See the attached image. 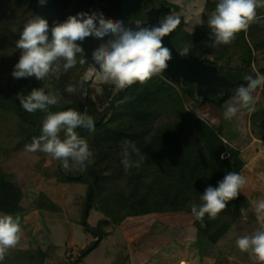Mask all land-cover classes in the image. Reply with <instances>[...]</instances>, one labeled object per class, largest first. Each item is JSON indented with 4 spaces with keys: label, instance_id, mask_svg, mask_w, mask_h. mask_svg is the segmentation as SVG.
Listing matches in <instances>:
<instances>
[{
    "label": "trees",
    "instance_id": "trees-1",
    "mask_svg": "<svg viewBox=\"0 0 264 264\" xmlns=\"http://www.w3.org/2000/svg\"><path fill=\"white\" fill-rule=\"evenodd\" d=\"M206 3L216 7L213 0ZM263 21L264 16L257 17L248 29L261 25ZM209 31L208 25H200L193 32L177 34L173 41L179 49L189 47L191 52H202L204 50H200L198 45L202 40H210ZM246 32H240L241 39L235 38L233 41L241 42L243 49H246L242 63L250 64L254 59H261L254 54ZM223 47L219 46L217 55L212 59L206 58L225 70L230 67V61L222 55L226 53ZM223 57L225 62L220 63L218 60ZM12 70L5 80L6 86L0 83V212L15 215L25 209L22 193L15 192L2 163L25 150V145L40 135L45 116L41 111L26 112L20 105L17 93L27 94L39 87L48 92L49 86L35 77L14 79ZM246 84L247 81L242 78L238 87ZM68 86L60 84V102L50 106L49 111L73 109L91 117L95 124L94 132L85 128L76 129L78 135L86 140L93 154V162L84 171L78 167L65 171L60 166L58 174L62 181L87 184L80 219L84 229L91 230L87 217L93 207L109 217L100 220L101 226L111 221L118 223L129 215L149 213L181 212L194 217L191 207L202 204L200 196L207 186L216 187L229 171L241 175L244 160L240 150L223 138L221 123L211 122L199 114L198 106L211 100L197 101L194 87H182L179 81H172L163 73L153 76L144 84L137 82L122 90H113L111 85L105 84L102 95L107 104L103 110H99L91 96L81 98L77 92L69 93L65 90ZM233 95L228 91L226 96L211 102L221 104ZM109 110L110 117L100 121ZM259 115V110L255 111L252 119L254 117L256 120ZM125 140L135 143L140 149L139 155H132L134 161L139 160L141 155L144 157L139 168L132 167L125 171L121 163ZM224 153L227 155L224 156ZM43 195H39L35 205L47 210L41 201ZM249 205V198L240 191L237 198L229 201L215 219L205 215L202 225L194 217V225L201 234L216 243L241 216L240 209H247ZM56 209L59 208L48 210ZM105 232H97V238L82 248L68 264H79L99 244ZM46 257L44 247L29 243L25 248L10 249L0 264H44Z\"/></svg>",
    "mask_w": 264,
    "mask_h": 264
},
{
    "label": "clouds",
    "instance_id": "clouds-1",
    "mask_svg": "<svg viewBox=\"0 0 264 264\" xmlns=\"http://www.w3.org/2000/svg\"><path fill=\"white\" fill-rule=\"evenodd\" d=\"M37 2L39 6H44L47 0ZM204 4L205 0H200L193 26L204 23ZM262 7L264 0H218L214 11L207 17V25L211 29L209 46L230 44L238 33L247 31L256 20L257 9ZM180 22V16L172 14L160 21L158 26L142 27L141 22L137 21L133 28L125 26L119 19L105 18L99 11H79L50 27L45 17L35 15L24 24L16 41L20 55L11 75L14 79L35 77L42 81L50 74L61 71V65L58 63L60 60L64 61L62 68L67 72L76 66L77 54L84 52L82 42L92 37L102 41L91 56L95 64L99 65L103 81L111 82L118 90L137 82L144 84L168 68L172 54L170 49L163 45L162 38L171 33ZM105 37L109 39L104 40ZM189 53L190 48L185 47L179 55L186 57ZM84 62V59L79 61L80 64ZM244 80L247 81L246 86L237 88L233 102L229 103L223 112L226 120L232 119L241 109H246L249 113L255 111L257 98L253 96V92L264 86V75L257 73L255 78L246 75ZM65 90L73 93L76 88L69 85ZM17 98L26 112L45 113L40 135L33 137L31 143L25 145V150L47 154L52 160L60 162L65 171L71 167H78L80 171L86 170L93 162V154L86 140L78 135L76 129L85 128L94 132L93 119L73 109L49 111V107L57 105L61 97L59 92H46L41 87L33 88L27 94L17 93ZM139 153L140 149L135 143L127 140L123 142L121 163L125 171L140 167L144 157L141 155L139 160L132 159L133 154ZM246 183V179L239 173L227 172L217 182L216 187L209 185L204 189L200 196L202 204H193L192 214L202 225L205 215L209 219H215L227 207L229 201L237 198ZM252 203L260 227L251 234L238 237L235 244L241 252L248 253L257 264H264V200ZM240 212L242 221L246 222L247 210L241 208ZM21 232L19 217L7 213L0 214V262L5 259L9 250L19 243Z\"/></svg>",
    "mask_w": 264,
    "mask_h": 264
},
{
    "label": "rangeland",
    "instance_id": "rangeland-1",
    "mask_svg": "<svg viewBox=\"0 0 264 264\" xmlns=\"http://www.w3.org/2000/svg\"><path fill=\"white\" fill-rule=\"evenodd\" d=\"M28 1L24 3L19 1H12V0H0V69H1V78L0 83L6 86V78L9 77L10 71L13 69L15 63L17 62L20 50L16 48V41L19 39L20 32L23 29L24 24L31 18L35 16L33 10L28 6ZM205 0L204 4V13L202 14V20L204 21L201 25H207V17L214 11L215 7L212 5H208ZM218 2V0H213ZM150 2V3H149ZM97 4V0L94 2V6ZM165 6L166 10L160 13V21L165 19L167 16L172 14H178L180 16L181 22L176 27L177 30L175 32L177 34H182L183 32H193L196 30L200 25H194L195 22V13L200 6V0H146L144 3V7L142 11L137 13L131 14L128 16L129 20L131 21H142L146 20L145 11L150 10L153 6ZM92 11H99L96 5V10L92 8ZM91 11V12H92ZM143 14V15H142ZM264 16V7L257 9V17ZM210 32V31H209ZM208 32V33H209ZM211 33V32H210ZM241 33L236 35V39L240 40ZM247 41L251 43L252 48L254 49V54L260 57L261 60L254 59V61L250 62V64L242 63L244 62L243 59L245 56L246 49H243V46L240 44L239 41H232L230 44L227 45H219L224 46L223 50H226V53L223 52V56H227L229 58V65L230 67H226L225 70L221 69L218 64L214 63L219 68V74L223 76L226 80L235 79H244L246 75L256 76L257 73L264 75V21L261 25L253 26L251 29H248L246 34ZM211 40H202L198 47L203 49L204 51L194 53L201 57H212L217 55V51L219 46L217 47H210L209 44ZM257 44V46H256ZM259 44V45H258ZM179 45V44H178ZM177 47V46H176ZM181 47V45H179ZM184 47H181L183 49ZM178 50L181 51L177 47ZM84 53V52H83ZM83 53L77 54V64L75 67L70 69L67 72L63 71L62 65L64 63L63 60L58 61L61 65V71L59 73L50 74L44 80L49 86V91L58 92L60 89V84L64 83V85H72L71 83H75L73 86L76 88V91L79 96L87 97L91 96L92 99L95 101L96 106L99 110H103L106 106V101L102 95V87L105 84H109L113 87V90H117L115 86L111 82H105L101 79L100 71L98 70L97 66L85 58ZM202 53V54H201ZM81 59L85 60V63L80 64L79 61ZM212 61V60H207ZM220 63H224V57L221 60H218ZM232 64V67H231ZM244 76V77H243ZM170 80L179 81L182 87L192 86L194 87V96L196 90L199 88L195 84L189 85L187 83H183V79H172L167 77ZM255 78V77H254ZM227 92L231 90L227 89ZM226 92V93H227ZM234 94L236 91L233 92ZM200 94V93H199ZM202 94V92H201ZM253 96L257 98L255 103V110L261 113L257 117V119L264 120V86L258 87L254 92ZM196 98V97H195ZM197 99V98H196ZM199 102H203L200 99H197ZM207 104H211L213 102L208 101ZM194 104V103H193ZM217 106V105H216ZM202 107H208L206 104H201L198 106V112L204 118H210L208 112H202ZM111 115V111H107L103 114V119L107 120ZM246 119L241 120L240 124H238L237 129L241 130L240 135L242 138L248 139V131L244 127ZM261 121V120H260ZM260 124L256 122V120L252 119L250 130L253 133H257L260 129ZM234 128V127H233ZM258 142H254L253 146L250 148V152L253 153L255 148L259 147ZM26 151V150H22ZM22 151L15 154L13 157L5 160L2 165L3 169L6 172L8 179L13 182H23L24 192L22 193V198L24 197L25 204L27 203L28 199H30L33 195L32 193L26 194L25 189L29 187H33L35 192L38 191V195L33 202H38L39 195L44 193L41 198L42 204L49 208H59L55 211L61 210L66 214L73 213L75 207L79 205L80 213L78 216V220H74L73 224L77 227L75 228V233L79 234L78 241H82L83 236L82 234H88L89 236V243H91L94 239L97 238V232H105L102 238L99 241V246L95 249L92 253L88 255V259L85 262L83 260L79 264H100L101 256L107 255H118V259L120 256L129 255L128 247L126 246L127 242L131 244L133 250L131 254V259L128 262L126 258L124 262L127 264H132L135 261V264H138V253H135L138 248H143V250L147 251L146 257H152V259L148 260L145 264H178L177 262H172L171 257L168 254L167 246H171L176 248V245L179 243L178 239L183 241L188 240L191 242V248L197 249L204 247L202 245V240H206L207 242L210 241L206 236L200 238L198 236L187 238L185 235L181 234L182 237L176 238L175 235L170 233H158L153 232L152 228L150 227L152 224V220L150 217L154 216L153 214L158 213H149V214H140V215H129L124 217L120 222L114 223L110 222V224L100 225V220L104 218H109L104 212L101 210L93 207L90 210V213L87 217L88 226L91 228L86 230L84 226L81 224L80 219L82 216V209H83V202L86 196L87 191V184L82 182L76 181H62L58 177L60 172L61 164L58 161L52 160L50 156L43 152H29L34 154L33 159L27 156V154H22ZM28 152V151H27ZM227 154L224 153V156ZM17 156V157H16ZM19 157V158H18ZM246 167L245 168H255L256 172L260 173L259 175L262 177L260 183V191L264 190L262 185L264 184V159L262 157L259 158L256 162V158L249 156L246 154ZM245 166V161H244ZM77 168V167H76ZM250 176H254L251 175ZM254 180V179H252ZM14 189L16 193V187L14 185ZM82 197V200L79 202V199ZM33 204V205H34ZM24 212V211H23ZM22 213V212H20ZM26 213V212H24ZM181 212H178V214ZM0 214H5L4 212H0ZM18 214V213H17ZM176 213H166L160 214L161 216H167ZM14 216V215H13ZM76 223V224H75ZM78 224V225H77ZM80 225H82L83 229H80ZM100 225V226H99ZM69 226V225H68ZM99 226V227H98ZM110 231V232H108ZM60 233V229L56 230V234ZM70 230L68 228V236L70 237ZM75 234L76 237L78 234ZM199 233V232H198ZM25 232H21V239L16 247H27L25 244L24 238ZM200 234V233H199ZM200 236H203L200 234ZM60 239L62 238L60 235L58 236ZM84 237V236H83ZM71 239V238H69ZM211 242V241H210ZM88 243V244H89ZM120 243L123 245L120 246ZM25 244V245H24ZM34 244H36L34 242ZM119 244V245H118ZM119 247V249L117 248ZM160 247L164 248V251L159 252ZM159 248V249H158ZM140 250V249H139ZM142 250V249H141ZM182 249H179L180 251ZM176 253V249H173ZM139 254L143 255V252ZM155 258V259H154ZM122 260V259H120ZM117 263V261L115 260Z\"/></svg>",
    "mask_w": 264,
    "mask_h": 264
},
{
    "label": "crops",
    "instance_id": "crops-1",
    "mask_svg": "<svg viewBox=\"0 0 264 264\" xmlns=\"http://www.w3.org/2000/svg\"><path fill=\"white\" fill-rule=\"evenodd\" d=\"M234 96L235 95L230 96L221 104L204 103L208 105V107H202L201 110L202 112L209 111L208 114L210 118H206L209 121L221 123L223 138L227 140L229 144L240 150L241 156L245 161V166L242 168L241 175L246 179L247 183L240 189V191L246 194L250 200V205L246 209L248 219L246 222L242 221L240 216L216 243L202 240V245L204 247L201 249H193L191 248L192 246L189 239L185 240L184 243L178 239L182 237L181 234L185 235L187 238L196 236L200 238L205 237L197 230L196 226L194 225V217L192 215L186 213H176L167 216L153 214L154 216L150 217L152 220L150 227L152 228L153 232L155 231L166 234L170 233L175 235L179 241V243L176 245V248L167 246L169 249L167 252L171 257L172 262H177L178 264H257L256 261L250 258L248 253H243L237 248L235 241L238 237L251 234L260 227L255 213L253 212L252 202L264 200V190L262 192L260 191L262 177L259 175L260 173L256 172L255 168L245 167L247 163L246 154L255 157L256 162L260 157L264 159V120L256 119V122L259 123L261 127L257 133H253L250 130V125L252 122V113H254L256 110L249 113L246 109H241L232 119H224L223 112L226 106L233 102ZM243 119H246L244 127L248 131V139L242 138L240 135H236L240 134L241 130H238L237 126ZM254 142H258L260 145L258 148H255L253 153H251L250 148L253 146ZM23 153L27 154V156L31 159L34 157V154H31L27 151H22V154ZM250 174L254 176H250ZM11 183H13L15 187H19V190L21 191L19 193L24 192L23 182L20 183L13 180ZM262 187H264V184ZM25 191L26 194L33 192L32 197L28 199L26 204L24 197L22 198V204L25 208L24 212L26 213L22 211V213L14 215V217H19L22 232H25V244L29 242H35L47 250V257L44 264H68L69 261L74 259L80 250L89 243V236L87 233L82 234L84 236H81L83 238L82 241H78L79 234L76 232L78 235L77 237L75 235V228L77 229V227L72 225L74 220H78L77 218L80 213L79 205L75 207L73 213L70 215L62 212L61 210L55 211L42 209L32 203L33 199H35L38 195V191L35 192L33 187L26 188ZM81 200L82 197L79 199V202ZM80 227V229H83L82 225H80ZM68 228L71 232L70 237L68 236ZM59 229L60 233L56 234V230ZM198 232L203 236H200ZM59 235L62 237L61 239L58 237ZM126 244L129 255H122L119 259L117 254L112 256L102 255L100 264H127L124 262V259L126 258L128 262L130 261L133 248L130 243L127 242ZM121 245H123V243H120V246ZM98 246H96L92 251L83 257V262L88 259V255L97 249ZM117 248L119 249V247ZM164 248L166 247H160V249L158 248L159 252L164 251ZM173 249H176V253L173 251ZM179 249L182 250L178 251ZM140 252H143V255L139 254ZM135 253H138V264H145L148 260L152 259L150 256L146 257L147 251L143 250L142 247L138 248ZM132 264H135V261H133Z\"/></svg>",
    "mask_w": 264,
    "mask_h": 264
},
{
    "label": "water",
    "instance_id": "water-1",
    "mask_svg": "<svg viewBox=\"0 0 264 264\" xmlns=\"http://www.w3.org/2000/svg\"><path fill=\"white\" fill-rule=\"evenodd\" d=\"M146 0H97V8L102 12L105 18L113 20L119 19L124 22L125 26L135 28L136 22L129 20L128 16L143 10ZM95 0H47L46 5L39 6L37 0H29L28 6L33 10L35 15L45 17L49 25L65 20L69 15H75L79 11L91 12ZM166 10L165 6H153L150 10L145 11L146 20H142V27L158 26L160 23V13ZM177 28L163 37V45L170 49L172 59L168 62V68L162 72L172 79H183V83L189 85L195 84L199 87L195 92V97L202 101H217L218 97L226 96V90L234 92L238 88V83L242 79L232 80L224 79L219 74V68L212 61H207L204 57L189 53L186 57L179 55L173 37ZM49 39L51 32L49 31ZM109 39L105 37L104 40ZM101 40L88 37L81 47L84 50L83 56L93 62L92 52L99 46ZM99 70V65L95 64ZM202 92V94H201ZM200 93V94H199ZM103 120L102 119L100 121ZM17 192H21L16 187Z\"/></svg>",
    "mask_w": 264,
    "mask_h": 264
},
{
    "label": "flooded vegetation",
    "instance_id": "flooded-vegetation-1",
    "mask_svg": "<svg viewBox=\"0 0 264 264\" xmlns=\"http://www.w3.org/2000/svg\"><path fill=\"white\" fill-rule=\"evenodd\" d=\"M149 3H150V2H149ZM93 9H95V10H96V5H95V6L93 5ZM142 15H143V14H142Z\"/></svg>",
    "mask_w": 264,
    "mask_h": 264
},
{
    "label": "bare ground",
    "instance_id": "bare-ground-1",
    "mask_svg": "<svg viewBox=\"0 0 264 264\" xmlns=\"http://www.w3.org/2000/svg\"><path fill=\"white\" fill-rule=\"evenodd\" d=\"M19 188V187H18Z\"/></svg>",
    "mask_w": 264,
    "mask_h": 264
}]
</instances>
